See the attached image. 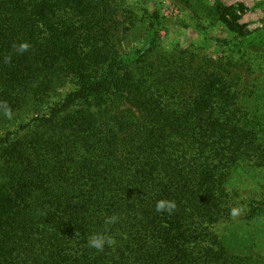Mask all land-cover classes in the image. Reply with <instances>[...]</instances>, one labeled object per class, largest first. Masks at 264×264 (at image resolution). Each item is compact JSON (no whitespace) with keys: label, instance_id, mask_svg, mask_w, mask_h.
I'll use <instances>...</instances> for the list:
<instances>
[{"label":"trees","instance_id":"16d2710c","mask_svg":"<svg viewBox=\"0 0 264 264\" xmlns=\"http://www.w3.org/2000/svg\"><path fill=\"white\" fill-rule=\"evenodd\" d=\"M222 9L245 46L264 35ZM119 13L117 0H0V264H255L264 195L234 184L264 170V94L243 103L229 64L161 51L156 30L125 48Z\"/></svg>","mask_w":264,"mask_h":264},{"label":"rangeland","instance_id":"374dc122","mask_svg":"<svg viewBox=\"0 0 264 264\" xmlns=\"http://www.w3.org/2000/svg\"><path fill=\"white\" fill-rule=\"evenodd\" d=\"M117 2L120 6L118 17L122 37L125 38V34L133 35H130L129 42L125 39V48L141 47L146 42L147 35L156 30L157 45L161 51L170 53L176 48H189L199 63L207 65L217 63L221 66L229 64V68H225L232 70V83L243 103H250L257 93L264 94V35L258 42L245 46V38L238 37L223 19L226 17L231 21L230 11L222 9H233L237 24L248 32L264 34V0H117ZM131 22L134 23V27L130 25ZM213 39L227 40L230 47L243 45L249 49L253 48L250 49L252 56L237 54L230 58L227 54L220 55L213 44ZM232 64H236L237 69H232ZM260 171L262 172L249 178L245 177L234 184L242 199L247 197L258 201L264 195V170ZM243 216L242 211H238L234 222L243 223L239 221ZM258 220L254 227L262 236L256 243L255 264L264 262V216ZM232 228L229 223H223L216 226L214 231L221 235ZM231 243L235 244L234 241Z\"/></svg>","mask_w":264,"mask_h":264},{"label":"clouds","instance_id":"9594fccd","mask_svg":"<svg viewBox=\"0 0 264 264\" xmlns=\"http://www.w3.org/2000/svg\"><path fill=\"white\" fill-rule=\"evenodd\" d=\"M28 47L27 44H23L20 46V51H24L26 50ZM175 208V204L171 201H165V200H160L157 202L156 204V210L159 211H171L172 209ZM233 214H236V211L234 210ZM116 220L115 217H111L109 219H107L105 222L106 223H114ZM109 243H113L114 241L109 240ZM105 244V237L101 236V235H93L90 239H89V245L93 248L96 249H102L104 247Z\"/></svg>","mask_w":264,"mask_h":264}]
</instances>
